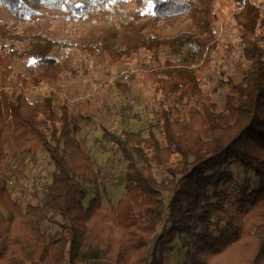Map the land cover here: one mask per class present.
Returning a JSON list of instances; mask_svg holds the SVG:
<instances>
[{
  "label": "trees",
  "instance_id": "trees-1",
  "mask_svg": "<svg viewBox=\"0 0 264 264\" xmlns=\"http://www.w3.org/2000/svg\"><path fill=\"white\" fill-rule=\"evenodd\" d=\"M62 1L82 14L94 3L116 0L0 3L18 14ZM131 1L134 10L120 27L111 28V37L125 41L126 48L115 52L105 47L108 64H118L142 47L156 51L163 43L175 49L193 45V52L179 63H158L149 78L168 98L201 102L185 113L175 106L162 110L157 120L161 138L152 129L146 135L140 130L115 134L104 129V138L126 163L124 194L104 212L99 185L84 204L90 191L77 176L85 179L89 172L95 184L97 177L75 142L80 129L76 118L66 104L56 111L50 96L29 101L23 90L60 78L64 68L49 56L52 45L0 53V207L6 210V214L0 210V264H161L163 249L176 236L189 245L187 264H264V39L243 47L251 61L241 79L226 80L228 89L218 110L200 87V62L215 47L216 0H151L150 16L143 14L149 0ZM231 1L238 27L254 33L264 24V14L250 0ZM159 23L180 33L170 41L146 38V31H153L147 28ZM6 35L0 25V39ZM23 55L36 57L40 67L29 76L18 75L9 88L11 63ZM11 142L32 157L36 150L44 152L53 165L41 202L27 204L25 211L12 200L1 172ZM230 161L258 179L233 211L217 194L218 184L230 179L223 168ZM156 168H165L168 174L158 178ZM164 193L169 195L166 203ZM46 222L60 231L48 236L42 231Z\"/></svg>",
  "mask_w": 264,
  "mask_h": 264
},
{
  "label": "rangeland",
  "instance_id": "rangeland-1",
  "mask_svg": "<svg viewBox=\"0 0 264 264\" xmlns=\"http://www.w3.org/2000/svg\"><path fill=\"white\" fill-rule=\"evenodd\" d=\"M250 2L264 14V0ZM133 10L131 0H116L108 5L94 3L87 12L76 14L67 1H62L58 4L48 2L43 7L17 14L0 3V25L7 32L6 38L0 39V53L21 52L32 45L49 43L52 45L49 56L64 68L57 75L60 77L58 80L40 81L24 86L23 90L29 101L50 96L56 111L61 104H66L70 115L76 118L80 129L74 135L75 142L87 155L97 177L95 184L89 172L85 179L81 174L77 176L90 191L84 204L94 196L96 185H99L104 212L124 194L126 165L116 146L104 138V129L115 134L123 130H140L145 135L152 129L161 138L157 120L162 110L175 106L185 113L189 108L198 107L201 102L198 98L181 101L168 98L149 78L158 63H179L193 52V45L184 44L175 49L163 43L156 51L142 47L122 62L112 66L108 64V48L115 52L126 48L125 41L111 37V28L120 27ZM214 11L217 15L213 24L215 47L210 50L206 60L200 62L203 70L200 87L214 102L216 109L221 110L228 89L226 80L231 78L237 81L245 74L251 57L243 47L248 43L263 41L264 24L254 33L238 27L233 20L231 0H216ZM143 14H152L149 4L144 6ZM147 29L155 31H146V38L152 40L170 41L180 33L161 23ZM40 64L36 57H15L7 86L12 88L18 75L29 76L39 69ZM1 73L0 66V77ZM5 151L1 172L3 176L9 172L15 177L12 184L5 177L7 189L12 200L25 211L27 204L41 202L44 187L51 181L53 165L40 150H36L32 157L11 142ZM223 168L229 172L230 179L218 184V200L224 201L227 209L233 211L246 198V194L256 188L258 179L251 170L235 161L226 163ZM167 174L165 168L155 169L158 178ZM168 199L169 195L164 193L165 203ZM213 199L217 200L216 197ZM0 210L6 214L5 209L0 207ZM42 231L53 237L60 229L46 222L42 225ZM185 242L183 236H176L170 247L163 249L161 264H187L189 245Z\"/></svg>",
  "mask_w": 264,
  "mask_h": 264
},
{
  "label": "built area",
  "instance_id": "built-area-1",
  "mask_svg": "<svg viewBox=\"0 0 264 264\" xmlns=\"http://www.w3.org/2000/svg\"><path fill=\"white\" fill-rule=\"evenodd\" d=\"M22 88H23V87H22ZM12 168H14V167L12 166ZM4 177L9 178L8 181H9L10 184H12V182H13L14 179H15V177H14L13 175H10L9 172H7V173L5 174ZM6 178H5V180H6ZM87 263H88V264H91V263H89V262H87ZM87 263H83V264H87Z\"/></svg>",
  "mask_w": 264,
  "mask_h": 264
},
{
  "label": "snow or ice",
  "instance_id": "snow-or-ice-1",
  "mask_svg": "<svg viewBox=\"0 0 264 264\" xmlns=\"http://www.w3.org/2000/svg\"><path fill=\"white\" fill-rule=\"evenodd\" d=\"M94 2H95V0H94ZM77 6H79V5H77ZM149 7H151V0H149Z\"/></svg>",
  "mask_w": 264,
  "mask_h": 264
}]
</instances>
